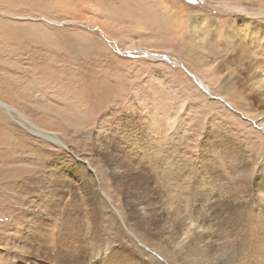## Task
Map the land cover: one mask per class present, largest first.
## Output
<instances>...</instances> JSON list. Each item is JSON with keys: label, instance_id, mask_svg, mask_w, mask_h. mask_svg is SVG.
<instances>
[{"label": "rangeland", "instance_id": "obj_1", "mask_svg": "<svg viewBox=\"0 0 264 264\" xmlns=\"http://www.w3.org/2000/svg\"><path fill=\"white\" fill-rule=\"evenodd\" d=\"M235 25L264 34V0H0V264L264 255V53L236 67Z\"/></svg>", "mask_w": 264, "mask_h": 264}, {"label": "bare ground", "instance_id": "obj_2", "mask_svg": "<svg viewBox=\"0 0 264 264\" xmlns=\"http://www.w3.org/2000/svg\"><path fill=\"white\" fill-rule=\"evenodd\" d=\"M229 5V4H227ZM237 8V7H236ZM235 9V8H234ZM239 10H241V8H238ZM183 16V15H182ZM182 18V17H181ZM205 22V21H204ZM202 21H195L194 24H193V27H194V30H193V35H197L198 32H200L201 30V25H202ZM205 24V23H204ZM234 24V23H233ZM180 25V24H179ZM178 25V29H180ZM231 25V24H230ZM246 26V25H245ZM236 27V25H235ZM243 27V26H242ZM233 28V27H232ZM237 29H235L234 32H232L231 34L229 33V37H228V41L230 42L229 45L227 46V51H225V49L223 51H225L226 54H231L233 58H235L233 60V64L236 66V67H239V65L241 64H245L246 60H243L245 59L244 57L247 56L248 57V52H249V48L246 46L248 45L247 42H246V37H248V39H250L252 42L256 43L257 46L259 47H263L262 50H263V53H264V44L262 46V42L264 43V34H260L261 32H257L255 29H253L254 27H251V29L249 31H247L246 29L243 30L242 28L240 27H236ZM245 28V27H243ZM177 29V30H178ZM242 30V32H241ZM174 31V29H173ZM202 31V30H201ZM227 31V30H226ZM175 32V31H174ZM181 32V31H180ZM220 32H215L214 34V41H215V44L217 47L220 46V43H218V37H219V34ZM243 33L244 34V39H243ZM263 33V32H262ZM227 34V32H226ZM228 36V35H227ZM225 37V35L223 36ZM207 36L204 35V34H201L200 35V39L199 41H204L206 40ZM227 38V37H225ZM182 39V38H181ZM227 40V39H226ZM184 41V40H183ZM220 42V41H219ZM188 45V42H184V47H186ZM223 45V44H222ZM131 46H134V45H129L128 47H131ZM132 48V47H131ZM192 48V47H191ZM225 48V47H223ZM172 52V51H170ZM220 53V52H219ZM150 57L154 58L156 56V54H151V53H147ZM146 54V55H147ZM253 54V53H252ZM230 55V56H231ZM238 55V56H237ZM232 58V59H233ZM222 59V58H221ZM249 59H251V57H249ZM248 60V59H247ZM202 60L198 58V62H201ZM253 62V61H252ZM176 64H180V62H176ZM247 64V63H246ZM212 67V66H211ZM258 67V66H257ZM261 65L258 67L260 69ZM223 68V67H222ZM228 68V67H227ZM226 68V69H227ZM237 69V68H236ZM219 71V69H217ZM222 70V69H221ZM220 70V71H221ZM225 69H223L219 75H222V73L224 72ZM242 70V68H241ZM216 72V71H215ZM214 72V73H215ZM230 72V71H229ZM241 72V71H240ZM233 73V71L231 72ZM215 74H218V73H215ZM234 74V73H233ZM209 80L212 82V84L214 85V87L216 86V82L215 80L208 76ZM252 79V77H251ZM253 80H255V78H253ZM235 83V81L233 82ZM199 86L202 90L204 91H209L210 92L212 91V88L205 85L203 82H200L199 83ZM224 92L226 93L227 96H230L231 99L233 97H235L236 94L234 93H231V92H228L226 90H224ZM261 93L263 98H264V74L262 75H259L257 76V79L256 81L254 82L253 84V88L251 90L250 93ZM234 99V98H233ZM0 107L2 109H4L6 112L12 114V113H15L14 110H12L11 108L5 106L4 104H1L0 103ZM12 110V111H11ZM27 122V121H25ZM28 123V122H27ZM38 136L40 138H45V139H49V140H52L54 143L58 144V145H61L63 146V144L58 140V138L55 136V134H52V133H47V132H41L40 134H38ZM259 226V219L257 218L256 219V223L254 224V227H258ZM254 233V232H253ZM255 235V233L253 234ZM256 236V235H255ZM245 246V245H244ZM223 257L221 258V255H220V258H219V261L217 264H264V255H222ZM225 256V257H224Z\"/></svg>", "mask_w": 264, "mask_h": 264}]
</instances>
